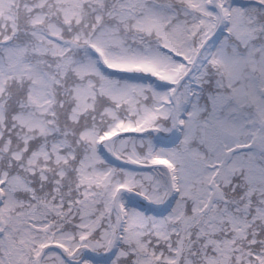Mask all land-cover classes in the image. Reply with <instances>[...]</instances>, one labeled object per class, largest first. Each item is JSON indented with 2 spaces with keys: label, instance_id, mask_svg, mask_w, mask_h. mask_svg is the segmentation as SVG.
<instances>
[{
  "label": "snow or ice",
  "instance_id": "6c2138e0",
  "mask_svg": "<svg viewBox=\"0 0 264 264\" xmlns=\"http://www.w3.org/2000/svg\"><path fill=\"white\" fill-rule=\"evenodd\" d=\"M0 264H264V0H0Z\"/></svg>",
  "mask_w": 264,
  "mask_h": 264
}]
</instances>
